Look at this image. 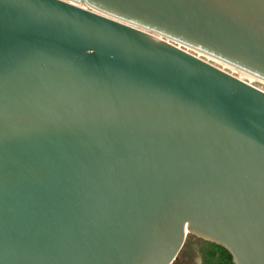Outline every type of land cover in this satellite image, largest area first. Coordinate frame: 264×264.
<instances>
[{
  "label": "water",
  "instance_id": "1",
  "mask_svg": "<svg viewBox=\"0 0 264 264\" xmlns=\"http://www.w3.org/2000/svg\"><path fill=\"white\" fill-rule=\"evenodd\" d=\"M264 0H0V264H264Z\"/></svg>",
  "mask_w": 264,
  "mask_h": 264
},
{
  "label": "rangeland",
  "instance_id": "2",
  "mask_svg": "<svg viewBox=\"0 0 264 264\" xmlns=\"http://www.w3.org/2000/svg\"><path fill=\"white\" fill-rule=\"evenodd\" d=\"M264 89V86L256 83ZM229 257L225 249L213 243L188 235L176 261L173 264H226Z\"/></svg>",
  "mask_w": 264,
  "mask_h": 264
},
{
  "label": "bare ground",
  "instance_id": "3",
  "mask_svg": "<svg viewBox=\"0 0 264 264\" xmlns=\"http://www.w3.org/2000/svg\"><path fill=\"white\" fill-rule=\"evenodd\" d=\"M189 50H191V49H189ZM191 51H193L195 53V55H197L199 57H202L203 59L208 61V63H210V64L222 69L223 71H226L227 73L237 77L238 79H240V80H242V81H244V82H246V83H248V84H250V85H252L254 87H255L256 83H259V84L264 86V80H261V79H259L257 77H254V76H252V75H250V74H248V73H246V72H244L242 70H239V69H237V68H235L233 66H230V65H228V64H226L224 62H221V61L216 60L214 58L208 57V56H206V55H204L202 53L196 52L194 50H191ZM256 88L261 89V90L264 91L263 88H260L258 86H256Z\"/></svg>",
  "mask_w": 264,
  "mask_h": 264
},
{
  "label": "built area",
  "instance_id": "4",
  "mask_svg": "<svg viewBox=\"0 0 264 264\" xmlns=\"http://www.w3.org/2000/svg\"><path fill=\"white\" fill-rule=\"evenodd\" d=\"M178 47L181 48V49H183V50H185V51H187V52H189V53H191V54H193V55H195V53H194L193 51L189 50V49L186 48V47H183V46H180V45H178ZM196 56H197V55H196ZM197 57H199V56H197ZM199 58L203 59L202 57H199ZM203 60H205V59H203ZM205 61H206V60H205ZM207 62H208V61H207Z\"/></svg>",
  "mask_w": 264,
  "mask_h": 264
},
{
  "label": "trees",
  "instance_id": "5",
  "mask_svg": "<svg viewBox=\"0 0 264 264\" xmlns=\"http://www.w3.org/2000/svg\"><path fill=\"white\" fill-rule=\"evenodd\" d=\"M225 253H227L229 260L227 259V263L226 264H233L232 258L230 256V254L225 250Z\"/></svg>",
  "mask_w": 264,
  "mask_h": 264
}]
</instances>
